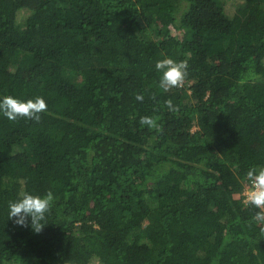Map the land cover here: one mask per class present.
I'll list each match as a JSON object with an SVG mask.
<instances>
[{
  "label": "trees",
  "instance_id": "trees-1",
  "mask_svg": "<svg viewBox=\"0 0 264 264\" xmlns=\"http://www.w3.org/2000/svg\"><path fill=\"white\" fill-rule=\"evenodd\" d=\"M165 57L188 61L182 88H159ZM4 96L48 110L0 113V264H264L243 202L264 166V0H0ZM25 191L55 196L38 234L8 219Z\"/></svg>",
  "mask_w": 264,
  "mask_h": 264
},
{
  "label": "clouds",
  "instance_id": "clouds-1",
  "mask_svg": "<svg viewBox=\"0 0 264 264\" xmlns=\"http://www.w3.org/2000/svg\"><path fill=\"white\" fill-rule=\"evenodd\" d=\"M155 69L160 73L159 88L165 92L173 88H182L188 76L189 64L187 60H174L165 57L157 60ZM155 99V95L151 97ZM135 99L143 102V94H136ZM165 107L170 112H178L179 108L174 105L172 100L164 101ZM48 105L45 99L37 96L34 99L21 101L12 96L0 98V113L10 121H16L18 118H24L36 123L41 121V114L47 112ZM159 116H142L139 123L147 126L150 130L162 131L158 124ZM247 187L243 193V202L245 205H251L257 209L253 216L256 224L261 225V231L264 232V166L251 167L246 172ZM55 201L52 191L46 192L43 196L33 195L27 191L23 192L20 197L8 204V219L21 227H31L35 233H40L44 229L46 214L51 210ZM30 218V221H29Z\"/></svg>",
  "mask_w": 264,
  "mask_h": 264
},
{
  "label": "rangeland",
  "instance_id": "rangeland-1",
  "mask_svg": "<svg viewBox=\"0 0 264 264\" xmlns=\"http://www.w3.org/2000/svg\"><path fill=\"white\" fill-rule=\"evenodd\" d=\"M230 3H232V2H230ZM187 94H188V92H187ZM196 129V127H193V130H195Z\"/></svg>",
  "mask_w": 264,
  "mask_h": 264
},
{
  "label": "built area",
  "instance_id": "built-area-1",
  "mask_svg": "<svg viewBox=\"0 0 264 264\" xmlns=\"http://www.w3.org/2000/svg\"><path fill=\"white\" fill-rule=\"evenodd\" d=\"M247 187V186H246ZM246 187H245V189H246ZM245 189H244V191H245ZM244 191H243V193H244Z\"/></svg>",
  "mask_w": 264,
  "mask_h": 264
}]
</instances>
